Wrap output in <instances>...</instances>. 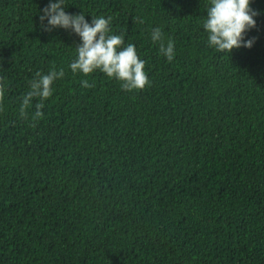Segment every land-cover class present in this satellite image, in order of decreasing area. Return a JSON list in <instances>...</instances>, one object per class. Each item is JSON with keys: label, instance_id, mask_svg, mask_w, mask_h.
I'll use <instances>...</instances> for the list:
<instances>
[{"label": "trees", "instance_id": "trees-1", "mask_svg": "<svg viewBox=\"0 0 264 264\" xmlns=\"http://www.w3.org/2000/svg\"><path fill=\"white\" fill-rule=\"evenodd\" d=\"M208 2L67 0L136 45L150 85L129 92L73 75L80 39L41 30L49 0H0V264H264V0L230 54L207 46ZM52 68L43 118L36 99L21 116Z\"/></svg>", "mask_w": 264, "mask_h": 264}, {"label": "clouds", "instance_id": "clouds-1", "mask_svg": "<svg viewBox=\"0 0 264 264\" xmlns=\"http://www.w3.org/2000/svg\"><path fill=\"white\" fill-rule=\"evenodd\" d=\"M252 0H209L206 4L207 16L203 29L207 33V46L220 53L230 54L233 49L251 48L254 41L245 39V34L256 27L255 17L258 15L251 7ZM67 0H49L40 14L42 31L61 28L70 30L79 37L80 43L75 46V59L69 68L73 75L89 76L99 70L109 79L121 82L125 91L143 90L150 85L148 73L145 71L146 61L138 53L135 44L125 43L123 34H114L111 28L112 18L93 17L88 22L83 12L69 14ZM144 21L141 19L140 23ZM150 39L159 44L160 52L172 62L176 56L175 44L168 40L164 43V33L160 27H153ZM65 76L63 69H49L47 73L37 72L30 83V89L22 95L19 111L21 116L35 103L34 119L43 118L44 101L55 92L53 85ZM84 88L91 87L87 79L81 81ZM3 80H0V101L5 95Z\"/></svg>", "mask_w": 264, "mask_h": 264}]
</instances>
